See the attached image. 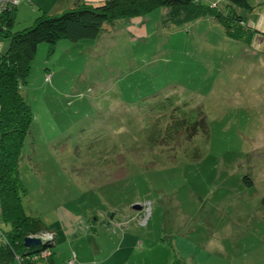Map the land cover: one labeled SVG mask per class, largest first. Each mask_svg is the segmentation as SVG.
I'll use <instances>...</instances> for the list:
<instances>
[{
	"label": "rangeland",
	"instance_id": "rangeland-1",
	"mask_svg": "<svg viewBox=\"0 0 264 264\" xmlns=\"http://www.w3.org/2000/svg\"><path fill=\"white\" fill-rule=\"evenodd\" d=\"M249 2L248 44L210 15L164 25V8L39 43L20 173L56 264H264V0ZM24 4L11 32L43 13Z\"/></svg>",
	"mask_w": 264,
	"mask_h": 264
},
{
	"label": "trees",
	"instance_id": "trees-1",
	"mask_svg": "<svg viewBox=\"0 0 264 264\" xmlns=\"http://www.w3.org/2000/svg\"><path fill=\"white\" fill-rule=\"evenodd\" d=\"M17 5L0 14V39L10 34L8 49L0 52V219L9 224L8 230L1 231L4 240L0 241V264H53L54 234L53 241L42 240L34 246L24 243L28 235L51 231L41 217L26 213L23 200L27 189L20 173L23 145L34 117L22 88L39 43L55 45L64 38H96L105 26L156 8H164V25L186 24L210 15L223 26L227 36L247 44L260 30L248 24L241 13L242 9H254L249 0H78L59 13H40L31 25L11 32ZM47 248L48 256H41Z\"/></svg>",
	"mask_w": 264,
	"mask_h": 264
},
{
	"label": "crops",
	"instance_id": "crops-1",
	"mask_svg": "<svg viewBox=\"0 0 264 264\" xmlns=\"http://www.w3.org/2000/svg\"><path fill=\"white\" fill-rule=\"evenodd\" d=\"M27 1L28 0H20L19 4L17 5V7L15 9V16H16L18 7L20 5H25L24 2H27ZM77 1L78 0H44V1L29 0V3L31 5H33V9L29 10V13H31V16H32V15L36 14L37 9H39V10L42 9V11L44 13L56 14V13H59V12L65 10L67 8L72 7L75 3H77ZM87 1L99 2L102 0H87ZM39 13H40V11H39ZM17 15H18V13H17ZM49 232L53 233L55 235V238H56L57 234H56L55 228L51 227V231H49ZM131 236H134V235L130 234V233H125L122 237H120V239H117L120 241V244L118 247L121 248L122 245H125L129 242L131 244L132 240L134 241V238ZM127 255L128 254H125V253L124 254H112V255L107 256L106 258L100 259L101 262H99V264H102L103 262L122 261V260H126V264H131V260H133V259L135 261V264H147L146 262L149 260V258L152 257L151 255L150 256L148 255V257H145V256L139 257V255H130L129 257H127ZM135 256H138V257H135ZM133 257H135V258H133ZM159 257L161 258L162 256H159ZM156 258L159 259L158 257H156ZM163 258L166 259L165 257H163ZM84 262H86V261H83L81 264H83ZM90 262H93V261H90ZM53 264H56L55 257H53Z\"/></svg>",
	"mask_w": 264,
	"mask_h": 264
},
{
	"label": "built area",
	"instance_id": "built-area-1",
	"mask_svg": "<svg viewBox=\"0 0 264 264\" xmlns=\"http://www.w3.org/2000/svg\"><path fill=\"white\" fill-rule=\"evenodd\" d=\"M20 2V0H0V14L3 13V11L8 8L9 6L12 5H16ZM48 77H50V75H48ZM38 236H40L42 238V240H49V241H53V233L51 232H43L38 234ZM50 253L49 248L43 250L41 252V256H48V254ZM68 264H77L76 261V256L72 255V258L69 260Z\"/></svg>",
	"mask_w": 264,
	"mask_h": 264
},
{
	"label": "water",
	"instance_id": "water-1",
	"mask_svg": "<svg viewBox=\"0 0 264 264\" xmlns=\"http://www.w3.org/2000/svg\"><path fill=\"white\" fill-rule=\"evenodd\" d=\"M137 208H140L141 205L137 204ZM24 243L26 246H34L42 243V238L38 235H28L24 238Z\"/></svg>",
	"mask_w": 264,
	"mask_h": 264
}]
</instances>
